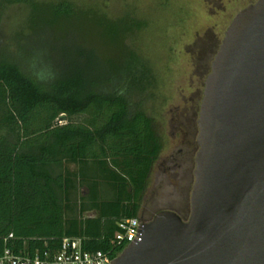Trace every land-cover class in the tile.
<instances>
[{
  "label": "trees",
  "instance_id": "obj_1",
  "mask_svg": "<svg viewBox=\"0 0 264 264\" xmlns=\"http://www.w3.org/2000/svg\"><path fill=\"white\" fill-rule=\"evenodd\" d=\"M12 2L30 6L31 31L47 14L55 29L34 67L20 40L12 49L0 39V254L58 249L65 237L109 250L119 220L138 217L162 151L143 106L154 78L127 42L140 21L69 0ZM84 186L97 217L83 215Z\"/></svg>",
  "mask_w": 264,
  "mask_h": 264
},
{
  "label": "water",
  "instance_id": "obj_2",
  "mask_svg": "<svg viewBox=\"0 0 264 264\" xmlns=\"http://www.w3.org/2000/svg\"><path fill=\"white\" fill-rule=\"evenodd\" d=\"M198 126L189 217L157 212L110 264H264V0L227 28Z\"/></svg>",
  "mask_w": 264,
  "mask_h": 264
},
{
  "label": "rangeland",
  "instance_id": "obj_3",
  "mask_svg": "<svg viewBox=\"0 0 264 264\" xmlns=\"http://www.w3.org/2000/svg\"><path fill=\"white\" fill-rule=\"evenodd\" d=\"M69 1L88 12L99 9L111 18L129 15L140 21V28L127 42L143 57L154 78L143 106L161 138L162 151L149 175L138 217L152 219L161 210L176 209L188 218L205 80L234 16L257 0ZM51 18L44 15L42 24L31 31L30 6L0 0V39L12 49L20 40L22 50L31 52L29 60L34 67L42 46L50 45L54 36L55 25H48ZM76 20L70 15L67 26ZM84 27L87 29L86 23ZM1 47H5L2 43L0 51H4ZM85 190L81 187L80 195Z\"/></svg>",
  "mask_w": 264,
  "mask_h": 264
},
{
  "label": "built area",
  "instance_id": "obj_4",
  "mask_svg": "<svg viewBox=\"0 0 264 264\" xmlns=\"http://www.w3.org/2000/svg\"><path fill=\"white\" fill-rule=\"evenodd\" d=\"M142 220L137 216L119 220V229L109 250H89L81 237H65L58 249L15 250L6 246L0 254V264H110L138 235ZM13 237V234L10 235Z\"/></svg>",
  "mask_w": 264,
  "mask_h": 264
},
{
  "label": "crops",
  "instance_id": "obj_5",
  "mask_svg": "<svg viewBox=\"0 0 264 264\" xmlns=\"http://www.w3.org/2000/svg\"><path fill=\"white\" fill-rule=\"evenodd\" d=\"M86 190L82 193L83 196L87 197L86 199V204H87V211H85V213L83 214L85 217H97L98 216V211L96 209H94L93 207H91L92 201L89 202V198H88V193H89V189L85 186ZM80 195V194H79ZM77 214H78V209H77Z\"/></svg>",
  "mask_w": 264,
  "mask_h": 264
},
{
  "label": "flooded vegetation",
  "instance_id": "obj_6",
  "mask_svg": "<svg viewBox=\"0 0 264 264\" xmlns=\"http://www.w3.org/2000/svg\"><path fill=\"white\" fill-rule=\"evenodd\" d=\"M146 211H147V209L143 210V213L145 214ZM143 218H146V216L144 215Z\"/></svg>",
  "mask_w": 264,
  "mask_h": 264
}]
</instances>
